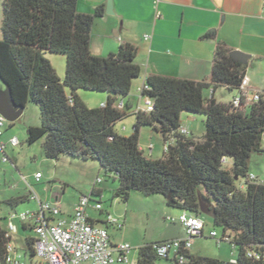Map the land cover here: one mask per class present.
<instances>
[{
  "label": "trees",
  "instance_id": "obj_1",
  "mask_svg": "<svg viewBox=\"0 0 264 264\" xmlns=\"http://www.w3.org/2000/svg\"><path fill=\"white\" fill-rule=\"evenodd\" d=\"M0 2V81L10 89L16 106L25 108L31 102L40 111L41 126L27 128L28 145L44 138L46 159L66 155L97 161L118 181L114 198L124 204L131 192L144 197L159 195L168 207L200 218V203H204L214 227L229 237V245L237 250L236 264L264 263V184L248 181L251 155L264 154V100L242 113L213 99L219 88L230 93L239 88L246 72L244 63L234 59L228 48L217 45L204 82L146 78L152 111L148 115L134 114L132 134L123 136L115 126L127 115L114 105L127 99L141 70L135 62L136 49L128 44L120 45L106 58L91 55V24L101 9L89 16L77 13V0ZM48 54L65 58L63 80L56 75ZM79 90L106 94L108 99L104 107L89 109L78 97ZM205 91L211 92L209 99L204 97ZM184 114L204 116L201 140L178 134ZM143 128L161 135L163 144L173 138L174 143L161 159L146 158L140 149ZM222 159L232 163L230 169ZM240 178L244 183L238 185ZM94 188L90 197L98 196ZM27 200V196L17 197L6 204L15 207ZM6 221V217L0 218V264L9 242ZM161 243L139 247L136 264L162 260L154 249ZM26 245L32 258L33 239H26ZM247 252L260 254L261 263L247 258ZM177 255L184 261L180 263L174 257L173 264H229L194 256L189 251Z\"/></svg>",
  "mask_w": 264,
  "mask_h": 264
},
{
  "label": "crops",
  "instance_id": "obj_2",
  "mask_svg": "<svg viewBox=\"0 0 264 264\" xmlns=\"http://www.w3.org/2000/svg\"><path fill=\"white\" fill-rule=\"evenodd\" d=\"M99 8L102 12L93 18L90 29L91 55L106 58L116 53L122 44L136 49L135 62L141 74L132 82L130 94L125 100L127 118L124 120L130 123L132 130L135 123L133 109L140 103L138 90L146 78L159 76L204 82L208 79L217 45L246 55L248 58L242 63L246 65L245 76L249 87L252 91L264 92V0H77L78 14L93 16ZM217 91L213 93V99L223 105H228L235 95V91L227 92L226 99H219ZM66 93L69 94V90ZM77 94L84 103L79 92ZM204 97L209 99L211 92L205 91ZM107 99L108 95L102 94L99 105L94 108L105 104ZM191 121L189 117L183 121L180 119V125L185 127ZM122 128L124 131H121ZM118 130L125 132L126 127ZM150 131L155 133L152 129ZM155 135L162 140L161 135ZM153 150L152 147L149 158L153 157ZM228 164L232 165L231 162ZM95 190L100 198L101 191ZM78 200L74 201L69 212H62L64 218H69ZM104 208L102 212H96L88 207L87 216L91 223L108 230L112 244L121 243L111 233L114 227L106 222V214L111 213ZM92 213L98 217L93 218ZM26 230L28 228L23 231ZM189 253L202 257L191 249ZM136 261L132 259L131 263L136 264Z\"/></svg>",
  "mask_w": 264,
  "mask_h": 264
},
{
  "label": "rangeland",
  "instance_id": "obj_3",
  "mask_svg": "<svg viewBox=\"0 0 264 264\" xmlns=\"http://www.w3.org/2000/svg\"><path fill=\"white\" fill-rule=\"evenodd\" d=\"M2 7L0 2V40L2 39ZM47 59L51 63L56 75L63 80L65 73V58L62 55L48 54ZM5 89L0 81V92ZM81 99L85 106L92 109L99 105V99L102 94L85 90H79ZM219 99L228 97L227 91L219 88L217 91ZM78 95V94H77ZM79 97V95H78ZM192 118V121L185 124L190 136L196 140H201L204 136V116L198 114H184L181 120ZM40 111L33 103L28 102L24 108L22 116L13 123L6 122L3 128V136L0 143L6 144L10 138L15 137L19 140V146L16 148L5 149L9 162L1 161L0 153V218H9L11 214H21L26 212H36L38 204L30 200V190L38 196L43 203H58L61 211L65 214L69 212L74 201L79 198L89 197L93 186L101 191V197L92 196L91 199L100 201L104 209L109 211L115 218H120L123 228L117 230L111 229V233L116 241L129 244L132 248L128 260L137 259V249L145 244L185 239L183 227L175 222L168 221L169 218H178L182 213L179 209L168 207L163 197L152 195L144 197L137 192H131L126 204L114 198V193L118 188V181L112 179L108 173L100 168L97 161H83L71 158L66 155H60L56 160L46 159L43 153L42 144L44 138L38 142L28 145L26 142V131L29 127H40ZM126 127L125 132H119V128ZM115 130L123 135L130 136L132 127L130 123L121 122L115 126ZM139 145L144 147L145 157L148 158V146L153 147V157L157 160L163 156L162 140L158 138L150 129L143 128L139 136ZM248 166V174L258 175L264 181V155H251ZM231 165H226L230 169ZM35 173L41 174L40 182L34 181ZM97 179L102 183L95 185ZM244 179L240 178L237 184H243ZM27 196L28 200L11 207L6 201L12 198ZM93 218L97 214L92 213ZM200 218L204 222L203 238L192 240L194 252L204 258L218 259L222 263H229L230 259L237 257V250L229 244L223 243L217 245L216 242L208 237L210 231H215L219 236L221 230L214 227L212 217L207 214H201ZM13 224L18 232L11 235V240L15 245L21 261L30 264V257L26 245V239L35 237L33 231L21 229V222L18 217L14 219ZM173 258L169 260H157L155 264H173Z\"/></svg>",
  "mask_w": 264,
  "mask_h": 264
},
{
  "label": "built area",
  "instance_id": "obj_4",
  "mask_svg": "<svg viewBox=\"0 0 264 264\" xmlns=\"http://www.w3.org/2000/svg\"><path fill=\"white\" fill-rule=\"evenodd\" d=\"M150 91V87L146 82L138 90L139 104L133 109V114L148 115L153 108V99L146 95ZM264 100V92L252 91L249 82L244 75L239 88L235 91V95L231 99L229 105L236 110H248L255 106L260 100ZM71 103V99H69ZM104 107V104L101 105ZM114 108L120 112H125L127 104L125 100L118 101ZM6 121L0 116V138L3 136V128ZM124 131V128L121 129ZM178 134L189 137L190 134L185 127H180ZM174 143L173 138H169L162 146L163 154L168 152V148ZM16 148L19 146V140L15 137L9 139L6 144L0 143L1 161L9 162L5 154L6 147ZM140 149L144 152V148ZM148 158L151 156L152 146H148ZM145 155V154H144ZM224 164L226 159H222ZM40 173H35L34 181L40 182ZM248 181L257 184H264L252 174H249ZM102 183L101 179H97L95 185ZM243 188V186H242ZM30 200L38 204L36 212H26L11 214L6 221L7 237L9 242L6 244L5 259L2 264H25L21 261L15 245L11 240V235L16 234L17 227L13 224L16 217L19 218L21 226L33 231L34 256H30V264H132L128 260V256L132 250L131 246L126 243L112 244L108 230L105 227L90 222L86 209L92 207L96 212L103 211V205L100 201H93L91 197H81L74 205L69 218L62 216L61 206L58 203H43L39 200L31 189ZM172 223H179L184 231L186 238L181 240L163 241V243L154 245L156 255L162 260H168L176 257L180 263L184 261L183 254L189 251L192 240L202 238L204 236V222L197 216L182 213L178 218H169ZM106 222L117 230L123 228L120 218H115L110 214H106ZM208 237L213 239L219 246L223 243L231 244V239L227 236L218 235L215 231H210ZM234 249V247L232 246ZM247 258L261 263L262 257L256 252H247ZM229 264H236L234 258L230 259ZM264 264V263H261Z\"/></svg>",
  "mask_w": 264,
  "mask_h": 264
},
{
  "label": "water",
  "instance_id": "obj_5",
  "mask_svg": "<svg viewBox=\"0 0 264 264\" xmlns=\"http://www.w3.org/2000/svg\"><path fill=\"white\" fill-rule=\"evenodd\" d=\"M230 54L234 59L239 60L241 62L246 61L248 58L246 55L237 51H233ZM4 86L5 89L0 92V116L6 122L13 123L22 116L24 108L18 107L14 104L11 98L10 89L6 85ZM200 212L202 214H208V206H206L204 203H200Z\"/></svg>",
  "mask_w": 264,
  "mask_h": 264
}]
</instances>
